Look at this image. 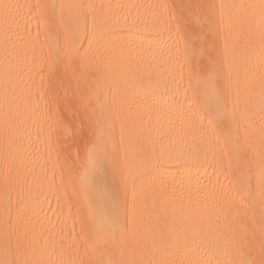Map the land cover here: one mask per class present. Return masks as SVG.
<instances>
[{
    "label": "bare ground",
    "instance_id": "6f19581e",
    "mask_svg": "<svg viewBox=\"0 0 264 264\" xmlns=\"http://www.w3.org/2000/svg\"><path fill=\"white\" fill-rule=\"evenodd\" d=\"M36 2L0 0V264H264V0Z\"/></svg>",
    "mask_w": 264,
    "mask_h": 264
},
{
    "label": "rangeland",
    "instance_id": "374dc122",
    "mask_svg": "<svg viewBox=\"0 0 264 264\" xmlns=\"http://www.w3.org/2000/svg\"><path fill=\"white\" fill-rule=\"evenodd\" d=\"M33 2L35 4H37L36 0H33ZM173 13H176V11H173ZM39 70L43 71L42 69H39ZM54 89H55V92L57 93V90H58L57 87H55ZM38 91H39V88H38V90L33 89L32 93L35 92V93H33L34 98H36L37 101L39 100L38 102H40V104H41L43 102V99H42L43 95H41V93H42L41 90L39 91V93H38ZM29 95L31 98H33L31 93ZM64 103L65 104H63V113L66 114V115L64 114L65 118H66V119L64 118V122L67 119L68 120H67V122L64 123L65 133H64V137L62 138V143L57 147L56 151L53 152V158L56 160V163H58L62 169H64L65 166H74L75 163H77V160L79 158L78 156L82 155L81 153H84L85 147L87 146V143L91 139L90 138L91 136L89 135L90 133L88 132L89 130L85 126V124L84 125L81 123L79 124L78 121H75L70 115H68L69 113H66L67 110H69L68 112H71V114L74 113L73 116L74 117L76 116L75 107H74V105H76V102L74 101V99L68 98L67 102L65 101ZM85 138H86V140H85ZM84 145H86V146H84ZM62 180L64 182L65 187L68 188L67 180L64 176H63ZM66 192H67L68 199L62 205L71 206L74 208L75 204H74L73 198H71V192H70V190H67Z\"/></svg>",
    "mask_w": 264,
    "mask_h": 264
},
{
    "label": "snow or ice",
    "instance_id": "6c2138e0",
    "mask_svg": "<svg viewBox=\"0 0 264 264\" xmlns=\"http://www.w3.org/2000/svg\"><path fill=\"white\" fill-rule=\"evenodd\" d=\"M197 40L198 37L195 35V32L193 31V33L188 36V44L193 50L196 47Z\"/></svg>",
    "mask_w": 264,
    "mask_h": 264
}]
</instances>
